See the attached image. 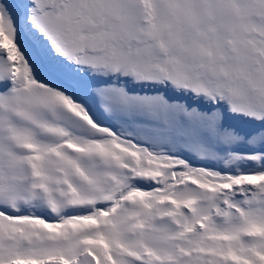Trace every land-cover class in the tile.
Masks as SVG:
<instances>
[{"label":"snow or ice","instance_id":"obj_1","mask_svg":"<svg viewBox=\"0 0 264 264\" xmlns=\"http://www.w3.org/2000/svg\"><path fill=\"white\" fill-rule=\"evenodd\" d=\"M0 264H264V0H0Z\"/></svg>","mask_w":264,"mask_h":264}]
</instances>
